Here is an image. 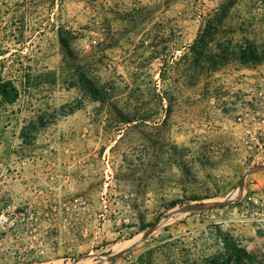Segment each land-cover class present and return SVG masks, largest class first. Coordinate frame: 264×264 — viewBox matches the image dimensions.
<instances>
[{
  "label": "rangeland",
  "instance_id": "obj_1",
  "mask_svg": "<svg viewBox=\"0 0 264 264\" xmlns=\"http://www.w3.org/2000/svg\"><path fill=\"white\" fill-rule=\"evenodd\" d=\"M222 1L0 0L20 88L0 107V264H214L225 236L264 254V61H173ZM229 16L234 41L264 47V0Z\"/></svg>",
  "mask_w": 264,
  "mask_h": 264
},
{
  "label": "trees",
  "instance_id": "obj_2",
  "mask_svg": "<svg viewBox=\"0 0 264 264\" xmlns=\"http://www.w3.org/2000/svg\"><path fill=\"white\" fill-rule=\"evenodd\" d=\"M236 1H222L213 13L201 21L194 39L187 46V50L174 58L173 61L177 65L180 60H183L184 70L188 76L189 73L194 76L201 72L210 74L228 61L252 64L264 61L263 45L248 39L245 43H238L224 29L227 28L230 32H234L231 28L235 26H230L228 21L230 20V10ZM19 34L22 36V32ZM57 36L65 56H70V42L74 38V34L69 30L60 29ZM8 37V35L6 37L5 35L0 36V107L13 103L20 92V88L12 79L2 75L5 54L9 51L6 45ZM73 79V83L82 87L85 93L93 99L103 102L108 92L104 83L98 79H90L81 72L74 74ZM133 120L134 118L131 117L124 118L126 123ZM175 203L173 201L170 205L173 206ZM149 226L152 224H145L142 229ZM222 243L224 253L213 261L214 264H264V254L257 257L245 247L238 245L232 238L226 236L223 237Z\"/></svg>",
  "mask_w": 264,
  "mask_h": 264
},
{
  "label": "water",
  "instance_id": "obj_3",
  "mask_svg": "<svg viewBox=\"0 0 264 264\" xmlns=\"http://www.w3.org/2000/svg\"><path fill=\"white\" fill-rule=\"evenodd\" d=\"M256 167H264V164H260V165H258V166H256ZM247 173H248V171H246V172H244V173L242 174V177H241V179H240V181H239V185H238L239 188H241V187L243 186L244 179H245V176L247 175ZM222 203H224V201H220V202L212 203L211 205H213V206H217V205H220V204H222ZM204 207H206L204 204H187V205L181 207V210H187V209H201V208H204ZM154 226H155V225L150 226V227H149V228H148V229L142 234V236H141L138 240L140 241V240H142V239H145V238L151 233V231L153 230ZM119 253H120V252H118L117 254H113L112 256H110L109 260L114 259L116 256L119 255Z\"/></svg>",
  "mask_w": 264,
  "mask_h": 264
},
{
  "label": "built area",
  "instance_id": "obj_4",
  "mask_svg": "<svg viewBox=\"0 0 264 264\" xmlns=\"http://www.w3.org/2000/svg\"><path fill=\"white\" fill-rule=\"evenodd\" d=\"M2 221H5V222H10V223H12V221L11 220H9L8 219V217H0V223L2 222Z\"/></svg>",
  "mask_w": 264,
  "mask_h": 264
}]
</instances>
